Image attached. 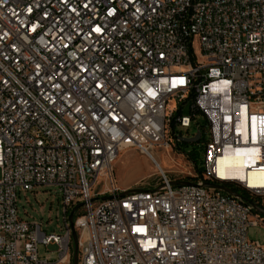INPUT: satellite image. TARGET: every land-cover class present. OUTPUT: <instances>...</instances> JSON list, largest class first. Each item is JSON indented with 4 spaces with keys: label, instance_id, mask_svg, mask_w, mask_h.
Returning a JSON list of instances; mask_svg holds the SVG:
<instances>
[{
    "label": "built area",
    "instance_id": "built-area-1",
    "mask_svg": "<svg viewBox=\"0 0 264 264\" xmlns=\"http://www.w3.org/2000/svg\"><path fill=\"white\" fill-rule=\"evenodd\" d=\"M198 132L190 184L162 169L151 187L117 184L123 150L156 159ZM242 147L264 172V0H0V264L71 262L78 205V264H264L248 235L264 227V185L220 175ZM227 183L250 195L208 186ZM39 187L62 196L60 233L19 214Z\"/></svg>",
    "mask_w": 264,
    "mask_h": 264
},
{
    "label": "rangeland",
    "instance_id": "rangeland-1",
    "mask_svg": "<svg viewBox=\"0 0 264 264\" xmlns=\"http://www.w3.org/2000/svg\"><path fill=\"white\" fill-rule=\"evenodd\" d=\"M195 47L198 44L195 43ZM178 102L176 100L169 101V107H177ZM184 114L190 115V108L187 104L184 107ZM205 118L203 116H197L193 119L191 126L188 127H175V134L181 136H192L196 133L198 126L205 124ZM174 139L173 146L170 150L156 147L153 149L154 156L161 167L150 159L146 154L139 152L136 149H126L139 153L141 156H134L131 153L124 154L123 159H117L114 165V175L117 180V184L122 187L124 183L131 185V189L140 187L153 186L160 177L161 169L173 180H183L187 182H193L197 168H201L204 162V138L198 142H178L172 134ZM183 154H192L195 156V163L187 158ZM197 166V168H196ZM1 176V170H0ZM220 186H226L232 190L240 193L243 196H249V192L241 188L236 183L219 184ZM100 190L107 188V181L105 178L99 179L97 186ZM222 192L226 194V191ZM103 197V196H101ZM19 214L21 218L29 222L42 223L43 229L48 233L59 232L61 226L64 224V205L62 202V196L56 187H39L34 192H21L18 199ZM79 211L78 213H80ZM77 213V214H78ZM261 215L264 216L263 213ZM249 238L254 241H259L264 244V227H249ZM58 246L51 244L49 246L39 245V252L41 257L51 256L57 258ZM71 251H75V242L71 246ZM52 252V253H51ZM66 264V263H64ZM67 264H73V260Z\"/></svg>",
    "mask_w": 264,
    "mask_h": 264
},
{
    "label": "bare ground",
    "instance_id": "bare-ground-1",
    "mask_svg": "<svg viewBox=\"0 0 264 264\" xmlns=\"http://www.w3.org/2000/svg\"><path fill=\"white\" fill-rule=\"evenodd\" d=\"M248 149L245 147L226 151L224 156L219 159L220 175L224 179H240L248 180L249 185H264V172L257 170L255 167L254 159H247L245 157ZM158 167L162 166L156 159H152ZM68 263L64 260L62 264Z\"/></svg>",
    "mask_w": 264,
    "mask_h": 264
},
{
    "label": "water",
    "instance_id": "water-1",
    "mask_svg": "<svg viewBox=\"0 0 264 264\" xmlns=\"http://www.w3.org/2000/svg\"><path fill=\"white\" fill-rule=\"evenodd\" d=\"M201 139V132H198L197 136L195 137H191V138H188V137H180V140L182 142H187V143H191V142H198L200 141ZM173 184L177 185V184H190V182H180V181H174ZM208 186H212V187H217V188H220L222 189L223 191H226L228 193H232L234 195H238V196H242L240 193L232 190L231 188L229 187H226V186H220V185H215V184H210ZM134 190H130V192H132ZM106 198V197H104ZM81 205H78L75 207V209L72 211L71 215H70V221H71V226H72V229H73V241L75 242V251H74V257H73V264H78V261H79V247H78V239H77V232L75 230V226H74V215H75V212L78 208H80ZM256 209L263 213L264 214V209L258 205L255 206Z\"/></svg>",
    "mask_w": 264,
    "mask_h": 264
},
{
    "label": "crops",
    "instance_id": "crops-1",
    "mask_svg": "<svg viewBox=\"0 0 264 264\" xmlns=\"http://www.w3.org/2000/svg\"><path fill=\"white\" fill-rule=\"evenodd\" d=\"M133 150V149H132ZM140 152V151H139ZM127 153H131V154H133L134 156H141L139 153H137V152H134V151H127V150H123L121 153H120V155H119V157H118V159H123V157H124V154H127ZM121 187V186H120ZM122 189H125V190H131V185H129L128 183H124L123 185H122V187H121Z\"/></svg>",
    "mask_w": 264,
    "mask_h": 264
},
{
    "label": "trees",
    "instance_id": "trees-1",
    "mask_svg": "<svg viewBox=\"0 0 264 264\" xmlns=\"http://www.w3.org/2000/svg\"><path fill=\"white\" fill-rule=\"evenodd\" d=\"M187 156H188V158L189 159H191L194 163H195V165H196V162H195V156L194 155H192V154H187ZM197 167V166H196Z\"/></svg>",
    "mask_w": 264,
    "mask_h": 264
}]
</instances>
